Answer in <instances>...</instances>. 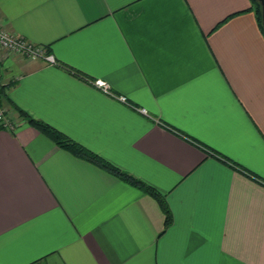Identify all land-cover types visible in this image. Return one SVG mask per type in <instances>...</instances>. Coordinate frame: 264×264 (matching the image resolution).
<instances>
[{"label": "crops", "instance_id": "obj_1", "mask_svg": "<svg viewBox=\"0 0 264 264\" xmlns=\"http://www.w3.org/2000/svg\"><path fill=\"white\" fill-rule=\"evenodd\" d=\"M0 21L56 59L0 48L8 98L154 186L171 215L2 99L15 126L0 125V264H264L250 0H0Z\"/></svg>", "mask_w": 264, "mask_h": 264}, {"label": "trees", "instance_id": "obj_2", "mask_svg": "<svg viewBox=\"0 0 264 264\" xmlns=\"http://www.w3.org/2000/svg\"><path fill=\"white\" fill-rule=\"evenodd\" d=\"M250 1H251V9H253L257 23L264 34V27L262 25V17H261V4L258 0H250ZM46 50L48 51L47 48ZM7 86L8 84H0V101L2 99H5L16 110L17 114L21 118H23L27 123H29L36 129H38L41 133L49 137L53 142H55L60 147L68 150L69 152H71L72 154L78 157H81L87 161H90L100 166L101 168L116 175L120 179L141 188L143 191L151 195L153 198L157 200L161 209L163 210L165 214V225H168V223L171 220V215L165 197L161 192H159L154 186L134 176L130 172L119 168L110 161L106 160L100 154L94 152L93 150L87 148L83 144L72 139L62 131L52 126L47 121L30 115L27 111L16 105L11 99L8 98L5 92V88Z\"/></svg>", "mask_w": 264, "mask_h": 264}, {"label": "built area", "instance_id": "obj_3", "mask_svg": "<svg viewBox=\"0 0 264 264\" xmlns=\"http://www.w3.org/2000/svg\"><path fill=\"white\" fill-rule=\"evenodd\" d=\"M0 48L6 49L10 52H18L31 58L41 57L48 63H55L56 59L54 55L46 50V47L41 44H34L24 37L18 36L5 27L2 26L0 21ZM97 88L103 92L112 95L109 83L101 78H95L91 80ZM121 100L125 99V96H119ZM0 124L8 129H12L15 126V120H12L7 115L5 108L0 105Z\"/></svg>", "mask_w": 264, "mask_h": 264}, {"label": "water", "instance_id": "obj_4", "mask_svg": "<svg viewBox=\"0 0 264 264\" xmlns=\"http://www.w3.org/2000/svg\"><path fill=\"white\" fill-rule=\"evenodd\" d=\"M261 4V17H262V25L264 27V0H258Z\"/></svg>", "mask_w": 264, "mask_h": 264}, {"label": "rangeland", "instance_id": "obj_5", "mask_svg": "<svg viewBox=\"0 0 264 264\" xmlns=\"http://www.w3.org/2000/svg\"><path fill=\"white\" fill-rule=\"evenodd\" d=\"M12 120H14V119H12Z\"/></svg>", "mask_w": 264, "mask_h": 264}]
</instances>
